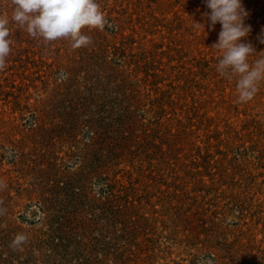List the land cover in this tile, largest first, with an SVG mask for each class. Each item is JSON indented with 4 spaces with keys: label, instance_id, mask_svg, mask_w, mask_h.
<instances>
[{
    "label": "rangeland",
    "instance_id": "rangeland-1",
    "mask_svg": "<svg viewBox=\"0 0 264 264\" xmlns=\"http://www.w3.org/2000/svg\"><path fill=\"white\" fill-rule=\"evenodd\" d=\"M97 3L112 26L73 49L0 0V264H264V82L237 102L205 0ZM241 3L262 52L264 0Z\"/></svg>",
    "mask_w": 264,
    "mask_h": 264
},
{
    "label": "clouds",
    "instance_id": "clouds-1",
    "mask_svg": "<svg viewBox=\"0 0 264 264\" xmlns=\"http://www.w3.org/2000/svg\"><path fill=\"white\" fill-rule=\"evenodd\" d=\"M10 3L11 22L25 29L29 36L47 43L68 40L73 49L92 44L91 36L84 29L103 31L106 26H112L97 0H10ZM205 3L210 9L206 14L209 30L217 23L221 25L218 41L211 46L221 53L216 71L226 79L236 78L237 102L248 103L264 82V51L257 53L250 43L242 42L250 29L244 25L247 12L241 0H205ZM9 24V17L0 15V72L6 69L12 51ZM3 187L0 182V188ZM3 214L4 209H0V215ZM27 240L25 233H17L10 247L18 249Z\"/></svg>",
    "mask_w": 264,
    "mask_h": 264
},
{
    "label": "trees",
    "instance_id": "trees-1",
    "mask_svg": "<svg viewBox=\"0 0 264 264\" xmlns=\"http://www.w3.org/2000/svg\"><path fill=\"white\" fill-rule=\"evenodd\" d=\"M73 195H76V194H73ZM115 199H117V198L113 197L111 193H106L105 197L102 198V201H105V202H99L100 208H101V206L103 208H114V204L116 203ZM37 202L40 204V206L42 208H47V202L45 201V199H43L41 197L37 198ZM97 202H98V199L95 200V202L93 201V204H96ZM48 204H49V201H48ZM59 207L64 208V206H59ZM74 208H77V207H74Z\"/></svg>",
    "mask_w": 264,
    "mask_h": 264
}]
</instances>
